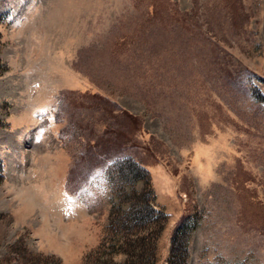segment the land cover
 Listing matches in <instances>:
<instances>
[{
    "label": "rangeland",
    "instance_id": "374dc122",
    "mask_svg": "<svg viewBox=\"0 0 264 264\" xmlns=\"http://www.w3.org/2000/svg\"><path fill=\"white\" fill-rule=\"evenodd\" d=\"M0 62V264L82 263L129 156L151 264L186 215L188 264H264V0H0Z\"/></svg>",
    "mask_w": 264,
    "mask_h": 264
},
{
    "label": "trees",
    "instance_id": "16d2710c",
    "mask_svg": "<svg viewBox=\"0 0 264 264\" xmlns=\"http://www.w3.org/2000/svg\"><path fill=\"white\" fill-rule=\"evenodd\" d=\"M1 63V62H0ZM6 68H0V73ZM136 122H138L136 120ZM100 150V148H98ZM75 164V162H74ZM72 165L71 169L73 170ZM117 167V176L125 180L143 179L145 184L142 188L134 187L131 191L122 194L127 208L113 210L108 224L106 236L94 251L89 252L80 264H151V248L153 246L155 230L152 223L161 219L165 222L167 213L155 204V193L150 183V175L139 160L129 156ZM0 169H2L0 161ZM71 171V170H70ZM73 178V176H69ZM69 182V178L67 180ZM114 204V203H113ZM194 222L183 216L175 225L172 233L171 252L168 264H188L189 240ZM100 249L98 252L97 250ZM110 250L112 253L105 257L100 251ZM123 251L126 258L116 261L114 252Z\"/></svg>",
    "mask_w": 264,
    "mask_h": 264
},
{
    "label": "snow or ice",
    "instance_id": "6c2138e0",
    "mask_svg": "<svg viewBox=\"0 0 264 264\" xmlns=\"http://www.w3.org/2000/svg\"><path fill=\"white\" fill-rule=\"evenodd\" d=\"M67 199H68L69 203H71L72 199H73L72 195H67Z\"/></svg>",
    "mask_w": 264,
    "mask_h": 264
},
{
    "label": "crops",
    "instance_id": "0c3cea01",
    "mask_svg": "<svg viewBox=\"0 0 264 264\" xmlns=\"http://www.w3.org/2000/svg\"><path fill=\"white\" fill-rule=\"evenodd\" d=\"M65 194H66V192H65Z\"/></svg>",
    "mask_w": 264,
    "mask_h": 264
}]
</instances>
